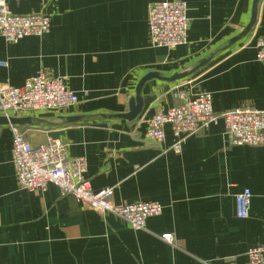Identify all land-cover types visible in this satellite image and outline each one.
<instances>
[{
  "label": "crops",
  "instance_id": "0c3cea01",
  "mask_svg": "<svg viewBox=\"0 0 264 264\" xmlns=\"http://www.w3.org/2000/svg\"><path fill=\"white\" fill-rule=\"evenodd\" d=\"M182 1L187 42L167 50L150 44L148 10ZM253 0H8L15 15L43 14L49 31L9 43L0 36V85L20 88L39 75L61 79L78 102L68 109L27 111L57 124L58 117L124 114L138 81L194 66L238 35ZM264 39V0L256 23L233 48L182 81L148 82L135 122L19 127L29 144L49 139L84 157L92 191L113 187L114 205L159 202L162 213L132 229L98 214L48 185L28 192L16 181L12 133L0 126V264H248L246 253L264 245V145H229L224 123L188 137L175 154L168 125L158 148L146 144V121L180 103V93H209L215 114L233 108L264 111V64L255 58ZM153 143V142H152ZM159 145V144H158ZM251 194L249 215L238 219L234 196ZM172 234L167 243L160 238Z\"/></svg>",
  "mask_w": 264,
  "mask_h": 264
},
{
  "label": "built area",
  "instance_id": "2783aa9c",
  "mask_svg": "<svg viewBox=\"0 0 264 264\" xmlns=\"http://www.w3.org/2000/svg\"><path fill=\"white\" fill-rule=\"evenodd\" d=\"M8 0H0V36L9 43L25 37H42L49 31V18L43 14H12ZM189 19L186 4L182 1L154 3L148 10L150 44L154 48L173 49L187 42ZM255 58L264 64V39L257 44ZM180 103L159 111L146 121L145 139L161 145L165 141L164 127L168 125L173 141L170 149L181 154L185 140L206 131L217 119L224 123L229 145L258 147L264 145V111L233 108L215 114L209 93L195 96L180 93ZM78 102L75 93L66 89L62 80L44 74L29 79L23 87L0 85V117H19L27 111L51 112L65 110ZM12 133V162L18 186L28 192L44 191L55 186L61 195H69L88 209L102 215L111 214L126 222L134 230H142L150 217L162 213L159 202H137L114 205L111 202L114 188L92 191L84 178L86 159L70 157L67 145L59 139H49L33 146L18 126H9ZM251 194L243 189L234 196L235 215L246 219L249 215ZM162 241L171 243L173 235H162ZM248 264H264V245L246 253Z\"/></svg>",
  "mask_w": 264,
  "mask_h": 264
},
{
  "label": "water",
  "instance_id": "95a60500",
  "mask_svg": "<svg viewBox=\"0 0 264 264\" xmlns=\"http://www.w3.org/2000/svg\"><path fill=\"white\" fill-rule=\"evenodd\" d=\"M259 0H253L251 4L250 19L244 29L233 38L229 39L226 44L211 52L205 58L199 60L194 66L178 73H174L170 76H164L158 72H149L145 74L137 83L134 91V97L128 102L127 112L124 114L115 115H78V116H67L58 117V123L53 124L44 119H38L34 117H0V126H18V127H34V126H54V125H74L89 122H101V121H124L128 123L135 122L140 116L143 109L142 91L145 85L151 81H159L162 83H174L182 81L192 76L205 66H207L213 59L218 57L223 52L233 48L236 44L240 43L252 30L256 23L257 10ZM148 145H155L158 148L160 145L146 141Z\"/></svg>",
  "mask_w": 264,
  "mask_h": 264
},
{
  "label": "trees",
  "instance_id": "16d2710c",
  "mask_svg": "<svg viewBox=\"0 0 264 264\" xmlns=\"http://www.w3.org/2000/svg\"><path fill=\"white\" fill-rule=\"evenodd\" d=\"M20 129H22V128H20Z\"/></svg>",
  "mask_w": 264,
  "mask_h": 264
}]
</instances>
